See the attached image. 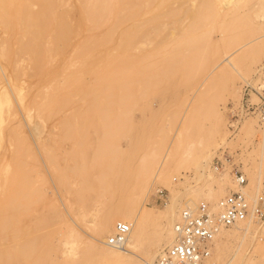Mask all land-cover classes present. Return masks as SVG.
Instances as JSON below:
<instances>
[{"label":"rangeland","instance_id":"obj_1","mask_svg":"<svg viewBox=\"0 0 264 264\" xmlns=\"http://www.w3.org/2000/svg\"><path fill=\"white\" fill-rule=\"evenodd\" d=\"M60 1L58 10L65 14L73 32L50 54L44 66L46 75H40L28 55L20 57L15 45H7L10 37L0 24V52L5 48L15 52L0 57V225L5 218V224L11 222L6 216L12 208L22 210L26 205L32 218L45 216L49 220L46 226L39 222L34 230L36 235L49 234L55 249L38 260L2 257L0 263L87 264L84 252L101 248L92 238L91 228L98 225L107 210L131 206L137 213L151 212L147 234L153 237L161 225L167 228V219L175 224L185 208L200 203L209 205L208 199L216 193L221 194V200L237 191L234 169L243 174L246 186L249 185V200L264 196V122L258 115V107L264 101V0L237 2L220 9L215 3L212 11L218 15L202 18L193 15L202 6V0H174L158 9L163 16L158 22H151V12L124 22L123 27L132 23L139 29L125 54L131 60L127 72L132 77L123 85L124 92L120 87L114 90L112 97L116 103L108 111L105 87L101 85L92 93V88L96 90L92 70L100 69L105 51L114 57L118 53L114 46L93 54L81 52L84 45L88 48L93 40L103 36L107 24L95 28L81 22L83 0ZM171 11L179 16L167 17ZM106 23L113 24L114 19ZM171 57L173 60H169ZM139 58L146 59L143 68H139ZM226 58L233 62L234 69L223 61ZM158 70L165 78L151 81L149 76ZM4 91L11 92L9 99ZM84 94L89 100H85ZM63 98L73 99L72 107L63 106ZM91 100L96 102L91 104ZM74 102L81 104L82 112L78 106L73 109ZM170 150L172 156L158 178L157 158ZM56 171L64 175L65 187L58 184ZM170 189L174 196H181L172 217L166 210ZM165 213L170 217L166 218ZM21 220L26 223L24 217ZM116 224L104 237L106 243ZM261 224L248 233L237 228L221 229L225 234L220 241L221 262L214 258L212 243L207 264H264ZM9 242L6 237L0 238V248ZM169 242L172 243V236ZM103 247L111 248L106 244ZM166 247L158 249L154 257L149 256L147 262L155 264ZM138 252L143 255L142 247ZM94 259L98 260L97 256ZM100 264L116 263L105 259Z\"/></svg>","mask_w":264,"mask_h":264},{"label":"bare ground","instance_id":"obj_2","mask_svg":"<svg viewBox=\"0 0 264 264\" xmlns=\"http://www.w3.org/2000/svg\"><path fill=\"white\" fill-rule=\"evenodd\" d=\"M171 1H174V0H83L82 6L80 8L81 22L90 23L91 26H93L95 28L102 27L101 26L102 24H107V25H105V32H104L103 36L99 39H96V37H95L96 40H93L91 42V44L88 41L90 46L87 48L86 45H84L81 49V52L85 51L86 53L93 54V52H96L97 50L107 49L110 46H114L116 49V50L114 49L115 52L118 53L117 56L114 57V56L109 55L108 50L105 51V58H104V61L102 63V66L100 67V69L92 70V74L94 76V79H95L94 81H95V86H96V90L93 88L91 89V90H93L92 93L94 91H98V88L101 85H103L105 87V91L107 93L106 96L108 98L107 103L105 105L106 111L110 110V108H113L114 104L116 103L115 99L112 97L114 90L117 87L122 88L123 85H125V83L128 82V78L130 79V77H132L127 72L129 66L131 65V60H129L125 54H126L127 50H130L132 45L134 44L135 35H137L136 33L138 32L139 29H138V25L135 26V25H132V23L123 27L124 22L126 23L129 21L132 22L134 20H137L138 17H140L143 13H144V15H146L145 14L146 12L152 13L151 22H152V20L158 22V20L161 17H163L162 14L158 11V9L160 7H162L163 5L170 3ZM259 1L260 0H202V2H200V3H202V6L200 8H198L195 11V14H193V15H194V17H197V18L208 17L210 15H216L217 16L218 15L217 12L212 11V4L214 5L215 3L219 5V9H220L221 7H223V8L229 7V6H231L237 2H240V3L242 2L241 4H248V3H255V2H259ZM185 3H186V1H185ZM254 5H256V4H254ZM60 6H61L60 0H0V24L3 25V27L5 28L6 32L9 34V37H10L8 42H6L7 45L10 48L13 45H15L14 50L17 54H20V57H21V55H28V58L30 57V59H31L30 62L33 61L35 67H37V69L40 71V75L48 74V73L44 72V66L48 64L50 54L56 49V47H58L57 44L60 41L65 39V37L68 33L70 34L73 32V29L71 28L72 26H70V24H68L66 17H65V14L58 10V8ZM252 7H255V6H252ZM185 11H187V10H185ZM215 11H216V9H215ZM226 11L227 10H225V12ZM233 11L235 13V9ZM243 11L244 10H242V12ZM262 11H264V10H262ZM236 13H237V11H236ZM183 14H184V12L182 13V15ZM227 14H229V13H227ZM249 14L251 15V13H249ZM177 16H179V15L173 11H171V13H169L167 15V17H170V18H175ZM257 16H258V14H257ZM247 17L248 16H246V18ZM113 19H114L113 24L106 23L109 20H113ZM161 19H163V18H161ZM156 26H157V24H156ZM154 27H155V25H154ZM0 28H2V27H0ZM144 33H145V31H144ZM141 35H144V34L141 33ZM136 40L138 41L137 38H136ZM191 41L193 42V40H191ZM195 44H197V42ZM60 45H59V47H60ZM178 46L180 48V44ZM183 46H185V44H183ZM188 46H190L189 42H188ZM10 48H5L3 53L0 52L1 53L0 57H2V55L5 56V55H8L10 53H15L14 50L12 51V50H10ZM194 48H195V46H194ZM114 50H112V51H114ZM184 50H186V49H184ZM189 50H191V49H189ZM181 52H182V50H181ZM177 53H178V51H177ZM173 58L174 57H171L169 60H173ZM144 60L146 61V59H144V58H139V60L137 61L139 68H143V66H144L143 61ZM174 60H176V59H174ZM178 60L180 62V58H178ZM18 61H19V59H18ZM190 61H192V60H190ZM223 61H226L227 65L230 66V68L234 69L233 62H231L227 58L224 59ZM162 64H163V66H166L167 62L163 61ZM171 64L172 63H170V65ZM24 69H26V68H24ZM139 71L140 70L138 69V72ZM150 77L152 79L151 81L160 82L161 80H163L165 78V75H164V73H161L158 70V72L153 73L152 75L149 76V78ZM146 81H148V80H146ZM143 83L145 84V82H143ZM148 84H151V83L149 82ZM10 89L12 91L13 96L15 97V94L12 90V87H10ZM65 90H70V88H67ZM122 90H123V88H122ZM103 91L99 90V92H101V93ZM66 92H68V91H66ZM123 92H124V90H123ZM4 93L8 96L7 99H9L8 94L11 92L8 93V92L4 91ZM87 94L86 95L84 94L83 96L86 97ZM96 95H100V94L97 93ZM93 96L95 97V99L97 98L95 96V94H93L92 97ZM117 96H119V95H117ZM80 97H82V96H79V98ZM88 97H89V95H88ZM79 98H78V100H79ZM89 98L86 97L85 100H89ZM75 99H77V98L75 97ZM117 99L119 100V98H117ZM71 100H72V102L74 101L73 99H71ZM71 100L69 98H63V100H62L63 106L69 105L68 107L70 108V106L72 105V104L70 105ZM76 102L73 103V106L76 105V106H74L73 109L76 110V108L78 106L77 109L79 110V106L81 104H75ZM93 102H96V101L94 100ZM93 102L91 100V104ZM1 103L2 102L0 101V104ZM86 104H88V101ZM59 107H61V106H59ZM61 108L63 110L66 109L63 107H61ZM69 108H68V110H69ZM84 108H83V110H84ZM57 109H60V108L57 107ZM102 109H101V111H103ZM79 111L82 112V109ZM76 112H78V111H76ZM58 113H59V111H58ZM61 113H62V111H61ZM80 113L78 112V114H80ZM51 117H53L52 114H51ZM104 118H106V117H104ZM57 120H55V121L57 122ZM71 120H73V119H71ZM49 121H51V120H49ZM69 121H70V119H69ZM72 122L73 121H71L70 123H72ZM59 125L62 126L60 122H59ZM106 125H108V124H106ZM117 125H119V124H117ZM108 126H111V125H108ZM73 128L74 127H72V130H73ZM67 130H69V129H67ZM72 130H69V131L71 132ZM78 133H79V131H78ZM84 134H85V132H84ZM64 135H65V133H64ZM83 135H81V136H83ZM262 135L263 136H261V138L263 140H262L261 146H262L263 151H264V134H262ZM60 138H62V137H60ZM52 141L53 140H51V142ZM77 147H78V145H77ZM54 149L55 148H53V150ZM44 152H46V151H44ZM171 156H172V152L170 150L169 152H166L165 154H163L160 158H157V162L159 163V166L156 167V169H155V175H157L158 178H161L162 175L164 174L165 165L168 163ZM22 157H23V155H22ZM49 157L51 159L50 155H49ZM35 158L37 159V157H35ZM59 159L61 160V158H59ZM69 159H71V158H69ZM20 160L22 161V159H20ZM28 161L29 160H27V162ZM18 163H19V161H18ZM53 163H55V162H53ZM24 164H25V162H24ZM26 165H28V164H26ZM54 166H56V165H54ZM58 169H60V168H58ZM22 170H24V169H22ZM53 170L55 171V168H53ZM24 172H26V171H24ZM63 172H64V170H63ZM23 177H25V176H23ZM17 178L19 179L21 177L17 176ZM56 179H57V182L60 186L65 187L66 180H65V177L62 173L56 171ZM16 181L19 182L20 180H16ZM29 181H30V184L32 185V183H31L32 179ZM26 182H28L27 178H26ZM41 182H43V181H41ZM25 185L27 186V184H25ZM36 187H35V189H36ZM237 188H238V186H237ZM172 190L170 189V202L166 207V210L170 211V216H171V214L172 215L175 214V213H171V212L174 211L175 208H178V206H180V202H181L180 201L181 196H178V195L174 196V193ZM240 190L242 192H244L246 197L250 196V194H251V191L249 189V185H247L244 188H241ZM32 192H33V190H32ZM23 195H25V194H23ZM220 195H221L220 193H216L213 196L211 195L210 199H208L209 205H210L209 207L211 208V210L214 213H217L218 202L220 201V200H218V197ZM27 196H28V194H27ZM9 200H10V198H9ZM208 200H207V202H208ZM11 201H12V199H11ZM13 202H11L12 205H13ZM17 205H18V202H17ZM56 208H58V211H60L59 206H57ZM53 210H54V208H53ZM15 214H17V218H14ZM60 215L63 217V215L61 213H60ZM6 217H10L11 222L8 224H5L6 223L5 220L7 218H5V220L2 222L3 224L0 225V238L6 237V239L10 240L11 242H9V244L7 246L0 248V258L9 257V258H12L14 260H18V259H22V258L27 259V260H38V259L46 257L50 253L55 252V249L52 247V245L50 243V235L49 234H44V235H42L43 233L41 235L35 234L34 229L38 225L39 222H41V223L44 222V226H46L49 223V220H47V218L45 216H44V219L43 218H39V219L32 218L29 215V212L26 211V205H25L24 208H22V210L17 209V208H12L11 211L9 212V215ZM23 217L25 218L27 224L22 223L21 219ZM165 217L166 218L168 217V213H167V215L165 213ZM10 219H8V220H10ZM169 219L170 220L167 219V228H165V227L163 228L164 225L163 226L161 225L160 229L157 232L153 233L154 234V235H152L153 237H149L147 234V229H148L149 224L152 221L151 212L144 211L142 213H137V212H134V210L132 209L131 206H126V207H123L119 210H107L104 213V215L99 218L98 225L91 228V232L93 235L92 238L95 239L96 241H98L99 244H101V248L97 249L96 251H94V249L92 248V250H86L84 252V257H86L85 259H87L89 261L87 264H100V260H105V259L109 260V261H113L116 264H143V263L149 264L146 260L149 256L154 257V253L158 249H162L168 245H169L168 247H170L174 243V240H175V235L173 232L174 222L171 221V218H169ZM178 220H179V218H177V222H178ZM119 221H127L129 223V225H130V233H129L130 237L128 236L126 243L124 244L123 248H121V249H111L110 248L111 250L106 249L105 247H103L104 244L107 245V243L105 242L106 240H104V237L107 234L111 233L113 225L118 223ZM161 223H162V221H161ZM263 224H264V222H263ZM258 225L259 224L250 220V221L239 223V224H237L231 228L243 229L245 232L248 233V231H250V230L255 231V229L257 228ZM260 227H262V224L260 225ZM152 232H154V231H152ZM40 233L41 232H39V234ZM171 236H172V243L169 244L170 243L169 238ZM224 236H225L224 232H222L220 230L215 235V237L213 238V241H212V243L214 244V248L212 249V251L214 252V258L216 261H218L219 259L221 260L222 248L220 245V241L222 240V238ZM140 247H142V249H143V255L139 254V252H138V249ZM168 247H166V248H168ZM260 251L264 254V246L260 248ZM94 255L97 256L98 260L94 259ZM263 263H264V260H263ZM0 264H2V262ZM151 264H152V262H151Z\"/></svg>","mask_w":264,"mask_h":264},{"label":"built area","instance_id":"obj_3","mask_svg":"<svg viewBox=\"0 0 264 264\" xmlns=\"http://www.w3.org/2000/svg\"><path fill=\"white\" fill-rule=\"evenodd\" d=\"M258 115L264 122V101L258 107ZM232 173L238 190L218 202L217 213L205 203L185 208L173 226L174 243L158 254L155 264H207L218 231L250 220L257 224L264 222V196L249 200L240 190L246 186L245 177L235 169ZM129 233V224L117 223L107 245L123 248Z\"/></svg>","mask_w":264,"mask_h":264}]
</instances>
